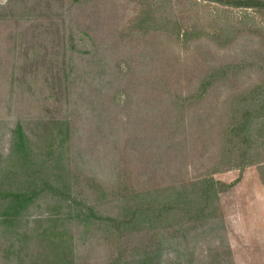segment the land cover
<instances>
[{
	"label": "rangeland",
	"instance_id": "rangeland-1",
	"mask_svg": "<svg viewBox=\"0 0 264 264\" xmlns=\"http://www.w3.org/2000/svg\"><path fill=\"white\" fill-rule=\"evenodd\" d=\"M247 110L250 131L234 138ZM66 113L80 188L83 175L105 188L103 215L126 192L200 177L218 200L210 217L168 227L73 221L74 264H264V149L244 166L237 153L264 138V8L0 0V158L16 122Z\"/></svg>",
	"mask_w": 264,
	"mask_h": 264
},
{
	"label": "trees",
	"instance_id": "trees-1",
	"mask_svg": "<svg viewBox=\"0 0 264 264\" xmlns=\"http://www.w3.org/2000/svg\"><path fill=\"white\" fill-rule=\"evenodd\" d=\"M216 1L264 8V0ZM253 117L251 111H244L229 133L234 138L248 134ZM73 129L67 113L52 121L38 117L18 121L11 129L8 152L0 158V264H74L68 227L73 221L87 226L98 220L127 232L204 219L216 209V182L200 177L180 185L126 192L118 212L103 215L105 188L85 175L86 189L80 188L71 155ZM261 145L264 149V138L254 144L243 139L237 151L240 166L251 163L250 152L261 150Z\"/></svg>",
	"mask_w": 264,
	"mask_h": 264
}]
</instances>
